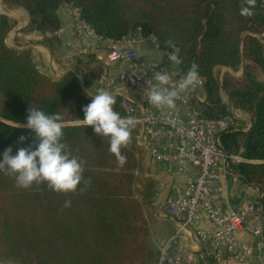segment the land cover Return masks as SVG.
Here are the masks:
<instances>
[{"label": "trees", "instance_id": "1", "mask_svg": "<svg viewBox=\"0 0 264 264\" xmlns=\"http://www.w3.org/2000/svg\"><path fill=\"white\" fill-rule=\"evenodd\" d=\"M0 2L10 11H23L28 23L22 33H40L55 63L62 70L73 69L58 80L39 70L30 50L7 45L16 22L0 14V152L34 147V134L24 124L28 110L35 107L59 114L65 151L84 162L81 184L67 193L53 191L44 182L20 188L13 175L0 171V262L154 263L147 224L154 211V179L145 173L139 126L135 124L120 150L125 157L121 165L108 150V137L75 123L91 100L75 73L87 92L95 94L98 88L91 85L99 83L104 68L91 53L59 59L58 11L65 5L76 9L102 38L117 40L139 30L143 38L154 37L160 51H173L167 41L175 45L179 69L186 73L195 64L204 79V100L191 99L198 119L227 116L229 106L249 116L252 126L246 133H222L221 142L227 154L242 159L233 165V173L260 188L264 208V0ZM113 96V110L126 116L120 97ZM21 135L27 137L24 142L19 141Z\"/></svg>", "mask_w": 264, "mask_h": 264}, {"label": "built area", "instance_id": "2", "mask_svg": "<svg viewBox=\"0 0 264 264\" xmlns=\"http://www.w3.org/2000/svg\"><path fill=\"white\" fill-rule=\"evenodd\" d=\"M69 11L73 35L63 43L65 49L72 55H86L94 54L99 45L104 48L103 55L96 56L104 67L97 88L120 97L126 116L133 117L139 126L137 140L150 159L165 163L169 171L175 163H183L195 172L184 187L185 195L166 198L156 212L159 218L174 222V232L159 249L155 264H249L254 260L264 264L262 194L252 201L243 199L236 211L220 196V183L235 175L233 165L242 161L238 154H227L221 142L222 133L237 129L235 115L218 119L195 116L191 99L204 100V79L199 76L194 87L175 100L184 108L182 117L174 109L150 105L146 81L155 71L168 72L173 87L185 75L178 64L168 61L169 52L160 51L155 38H143L139 30L117 40L102 38L76 9L70 7ZM143 40L152 43L162 57L154 62L143 60L136 51ZM166 138L174 139L173 153L161 147Z\"/></svg>", "mask_w": 264, "mask_h": 264}, {"label": "clouds", "instance_id": "3", "mask_svg": "<svg viewBox=\"0 0 264 264\" xmlns=\"http://www.w3.org/2000/svg\"><path fill=\"white\" fill-rule=\"evenodd\" d=\"M172 52L167 54L170 63L179 64L175 45L166 42ZM198 79L197 66L193 64L184 77L171 86L170 74L166 71H155L146 81V96L150 105L156 108L173 109L179 94L194 87ZM155 81L153 83L152 81ZM90 102L82 107L83 118H78L77 125L91 126L93 132L100 137H108L109 152L117 157L122 165L125 157L121 155V148L130 140L131 130L136 121L131 116H121L113 110L115 97L104 89H97L91 94ZM24 127L35 137L34 147L13 149L8 147L0 152V171L13 175L17 187L28 188L34 183L44 182L47 187L56 192H73L82 182L83 161L69 156L62 143V124L58 113L46 114L38 108H30ZM26 136L19 137L24 142ZM69 202L65 203L67 207Z\"/></svg>", "mask_w": 264, "mask_h": 264}, {"label": "crops", "instance_id": "4", "mask_svg": "<svg viewBox=\"0 0 264 264\" xmlns=\"http://www.w3.org/2000/svg\"><path fill=\"white\" fill-rule=\"evenodd\" d=\"M3 5L0 2V7ZM69 6H63L58 11V17L60 20V29L57 32V36L60 39V47L58 48L60 60H63L66 57H72L73 55L67 52L62 44L72 37V18L69 11ZM16 10L15 12H17ZM15 15V12L12 11ZM24 17L22 18L23 23L20 25L19 22H16L15 27L9 33L11 38V47H22L28 48L31 51L33 60L37 64L39 70L45 72L48 69L49 75L51 78H58L62 75L63 71L56 63L53 61V54L51 51L41 43L42 35L38 32L22 33V30L26 27L28 23L27 15L22 12ZM16 19V18H15ZM57 50V51H58ZM136 51L138 55L145 61L154 62L162 57L159 50L150 42L143 40L136 45ZM104 53V48L102 46H97L95 49V56H102ZM97 61L101 64V62ZM102 65V64H101ZM66 70V69H65ZM224 69H221L223 72ZM82 82V80H81ZM98 84L94 83L91 85L93 90L97 89ZM82 88L87 96H90L87 92V89L84 87L82 82ZM90 88V89H91ZM91 97V96H90ZM222 101L228 104L225 96H222ZM166 109V108H165ZM179 116L184 115V108L178 105L175 102V107L173 108ZM230 114L235 115V121L237 124V129L234 131L236 133H246L249 125L250 118L247 114L236 111L231 106H229ZM229 114V115H230ZM161 147L165 149L166 152L173 153L175 150V142L173 138H166L161 142ZM147 155V164L145 168L146 174L153 178L155 181V194L153 197V206L158 211V209L164 204L166 198H180L185 195L184 187L191 180L195 172L194 170L183 163H175L171 171L167 169V165L163 162H158L151 160L149 154ZM222 198H226L229 202V207L233 211H236L241 208V203L243 199L255 200L261 194V190L258 186L247 183L244 179L237 175H232L229 178H224L220 183ZM161 222V228L158 230L157 236H161L162 241L164 242L173 232H174V222L172 220L164 219ZM161 242V244L163 243ZM160 244V245H161ZM226 264H235V263H226ZM250 264H258L256 261Z\"/></svg>", "mask_w": 264, "mask_h": 264}, {"label": "rangeland", "instance_id": "5", "mask_svg": "<svg viewBox=\"0 0 264 264\" xmlns=\"http://www.w3.org/2000/svg\"><path fill=\"white\" fill-rule=\"evenodd\" d=\"M15 12V11H14ZM23 11H20L18 10L17 12H15V15L14 16H17L20 20H22V18L24 17ZM18 22V21H17ZM72 35H73V31H72ZM6 43L7 45L10 46L11 44V38L9 37V35L7 36L6 38ZM62 47H64V45L62 44ZM61 49V47H60ZM65 49V47H64ZM67 50V49H66ZM68 52V51H67ZM59 53V50L58 52ZM76 55V54H75ZM95 55V54H94ZM59 56H61V54L59 53ZM80 56V55H79ZM96 57V56H95ZM53 61L54 60V57H53ZM102 64V63H101ZM104 68V67H103ZM223 71V70H222ZM46 74L49 73L48 69H46L45 71ZM239 75V74H238ZM101 89V88H99ZM146 153V152H145ZM144 162H145V165H144V169L146 168V164H147V155L145 156V159H144ZM146 173V172H145ZM147 175V174H146ZM148 176V175H147ZM153 179V178H152ZM154 194H155V181H154V191H153V197H154ZM152 205H153V198H152ZM154 208V206H153ZM156 212L157 210L154 208V211L153 213L147 217V224H148V229H149V238H148V246L149 248L151 249V251L155 254V258H154V263H156V260H157V256H158V251L159 249L161 248V246L167 241V239L163 242L162 239H161V236H157L158 234V230L159 228H161V222L160 221H163L164 219H161L159 218L157 215H156ZM161 242H163L161 244ZM161 244V245H160ZM252 262H255L252 261ZM250 262V263H252ZM249 263V264H250Z\"/></svg>", "mask_w": 264, "mask_h": 264}, {"label": "water", "instance_id": "6", "mask_svg": "<svg viewBox=\"0 0 264 264\" xmlns=\"http://www.w3.org/2000/svg\"><path fill=\"white\" fill-rule=\"evenodd\" d=\"M0 14L7 15V16L11 17L13 20H15V21L17 22V19H15L13 12L10 11V10H8V9H6L4 6H2V7L0 8ZM8 46H9V45H8ZM9 47H11V46H9ZM11 48L19 49V50L28 49V48H22V47H11ZM51 64L53 65V60L51 61ZM71 71L73 72V69H72V68H67L66 70L63 71V73H62L61 76H59L58 78H53V79H54V80H58V79H60L61 77H63L67 72H71ZM74 73H75V72H74ZM75 76H76V78H77V80H78L80 86L82 87V82H81V78H80V76H79L77 73H75ZM251 126H252V123H251V121H250V125H249L248 130L250 129ZM248 130H247V131H248Z\"/></svg>", "mask_w": 264, "mask_h": 264}, {"label": "bare ground", "instance_id": "7", "mask_svg": "<svg viewBox=\"0 0 264 264\" xmlns=\"http://www.w3.org/2000/svg\"><path fill=\"white\" fill-rule=\"evenodd\" d=\"M1 8V7H0ZM19 24L21 25L23 23L22 20L18 19Z\"/></svg>", "mask_w": 264, "mask_h": 264}]
</instances>
